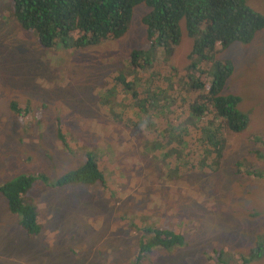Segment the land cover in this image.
<instances>
[{
  "label": "rangeland",
  "instance_id": "1",
  "mask_svg": "<svg viewBox=\"0 0 264 264\" xmlns=\"http://www.w3.org/2000/svg\"><path fill=\"white\" fill-rule=\"evenodd\" d=\"M245 4L264 16V0ZM8 5L10 0H0V182L39 173L50 182L75 168L84 148H93L106 187L72 182L48 188L36 178L22 196L37 211L40 231L34 236L19 229L0 197V264H134L137 240L153 225L179 232L186 245L156 248L138 264H217L207 253L212 248L222 249L227 264H239L251 251L257 256L244 264H264V28L246 44L215 48L216 59L232 64L222 93L239 97L246 126L222 131L221 160L211 172L195 167L204 151L197 130L215 119L211 109L198 120L188 117L195 97L184 83L191 40L182 22L179 41L165 59L157 55L151 67L137 70L140 83L131 91L147 89L136 100L162 111L152 116L153 127L187 130L185 162L193 164L191 172L172 174L175 153L145 146L143 139L153 141V132L141 131L142 140L136 141L139 133L109 119L89 95L100 84L114 85L128 51L144 45L145 6L132 8L121 38L65 50L40 46L32 31L19 27ZM100 92L116 94L114 100L121 99L133 118L130 96L119 88Z\"/></svg>",
  "mask_w": 264,
  "mask_h": 264
},
{
  "label": "trees",
  "instance_id": "2",
  "mask_svg": "<svg viewBox=\"0 0 264 264\" xmlns=\"http://www.w3.org/2000/svg\"><path fill=\"white\" fill-rule=\"evenodd\" d=\"M140 3L147 7L146 13L141 17L146 35L150 43L161 46L165 54L169 47L178 43L179 21L182 22L185 35L191 39L188 63L184 71L190 81L189 87H186L194 95L195 101L189 106L188 117L198 120L205 111H209L206 110L209 105L215 119L214 123L208 122L204 128L197 130L198 148L204 151H199L195 167L200 171L211 172L218 167L221 160L222 131L226 129L229 132H240L246 126V114L238 109L239 97L222 93L231 74L232 64L229 60L214 57L216 46L225 48L232 42L246 44L252 39L255 31L264 28V16L250 9L245 0H13V4L8 5V8L21 28L33 32L40 46L46 49L56 47L68 50L101 45V39L106 36H121L126 30L132 8ZM135 60L136 57L132 54L125 60L124 71L127 74L133 70L128 68ZM112 82L114 85L108 88L100 84L95 95L89 91L93 99L92 104L107 111L109 119L131 129L134 134L139 133L134 137L136 141L141 142V131L144 130L146 134L153 132V141L143 139L145 146L149 145L153 149L166 146L171 157L175 153L178 162L169 170L170 173L177 174L183 169L191 172L193 164L185 162L187 145L183 137L187 130L175 132L167 129V126L159 131L158 127H153L152 116H158L162 111L154 104L145 107L136 100V96L147 88L145 86L141 91H131L133 86L140 83L135 74L126 80L122 72H119ZM109 88L114 89L116 93L119 88L130 96L128 106L132 109V119L125 114V103L121 99L118 102L114 100L116 94L110 96L100 92L101 89ZM9 107L15 112L18 111L12 101ZM134 108L136 110H133ZM140 123L143 126L139 127ZM208 125L210 129L205 132ZM167 130L174 135L171 134L170 137ZM56 134L61 138L58 130ZM82 151L83 157L75 168L65 171L50 182L40 173L37 176L18 174L0 182V197L6 210L14 216L17 226L25 235L34 236L40 231L35 206L30 200L22 198L36 178L48 188L72 182L106 187L105 172L104 169H99L93 148H84ZM128 224L130 227L138 226L135 223ZM134 229L140 231V227ZM142 232L144 236L137 240L136 255L132 260L134 264L140 263L156 248L169 250L186 245L183 235L177 231L153 225V228ZM221 250L212 248L207 253L217 264H227L226 257L224 262L222 261L224 257H221ZM102 256L105 257V254ZM256 256L251 251L239 264L253 260Z\"/></svg>",
  "mask_w": 264,
  "mask_h": 264
},
{
  "label": "clouds",
  "instance_id": "3",
  "mask_svg": "<svg viewBox=\"0 0 264 264\" xmlns=\"http://www.w3.org/2000/svg\"><path fill=\"white\" fill-rule=\"evenodd\" d=\"M10 3L11 4H13V0H10ZM146 8V11H147V7H145ZM146 11H145V13H146ZM144 13V14H145ZM143 14V15H144ZM142 15V16H143ZM131 16H132V10H131V14H130V18H131ZM141 16V17H142ZM15 19V18H14ZM130 20V19H129ZM15 21H16V19H15ZM129 22V21H128ZM18 24V23H17ZM140 24L143 26V31H144V37H145V43H144V45L143 46H140V47H133V48H131L129 51H128V53H127V56H126V59L127 58H129L130 56H131V54L133 55V56H135L136 57V60L133 62V64L132 65H130L129 66V68L128 69H133L132 71H131V73H129V74H127L125 71H124V67L122 68V69H120L117 73H119V72H122V74H123V71H124V76L126 77V80H129L130 79V75H132V74H135V77H136V74H137V70H139V69H143V68H145V67H151V65H152V63L154 62V60H155V58H156V56L157 55H159L160 56V58H162V59H165V56H166V54H165V52H164V50H163V48L161 47V46H159L158 44H151L150 43V40H149V38L147 37V35H146V32H145V25H144V23H141V18H140ZM127 26H128V24H127ZM20 27V26H19ZM23 29V28H22ZM126 29H127V27H126ZM125 32V31H124ZM122 35H124V33L122 34ZM121 35V36H122ZM121 36H119V37H117V38H113V37H107L106 36V38H103V39H101V42L102 41H105V40H116V39H119V38H121ZM187 37V36H186ZM187 38H189V37H187ZM190 39V38H189ZM191 40V39H190ZM179 41V40H178ZM177 45V43L175 44V45H172L171 47H175ZM171 47H169V48H171ZM217 47V46H216ZM215 47V48H216ZM216 50V49H215ZM189 52V51H188ZM162 55H163V57H162ZM187 56H188V53H187ZM188 63V62H187ZM186 67V66H185ZM184 67V68H185ZM184 70V69H183ZM168 75H172V74H168ZM163 82V77H161L160 78V80H159V82H157L154 86H155V94H159V90L157 89V86L158 85H160L161 83ZM185 84H186V86H188L189 87V83H190V81L187 79V81H185L184 82ZM147 86V85H146ZM193 95V94H192ZM194 96V95H193ZM169 99L171 98V95H168L167 96ZM209 109H211L210 108V106L208 105L207 106V109L206 110H209ZM42 184H43V182H41ZM32 184H33V182H32ZM31 184V185H32ZM61 186H63V185H61ZM61 186H58V187H61ZM58 187H53V188H58ZM38 234V233H37ZM36 234V235H37Z\"/></svg>",
  "mask_w": 264,
  "mask_h": 264
}]
</instances>
